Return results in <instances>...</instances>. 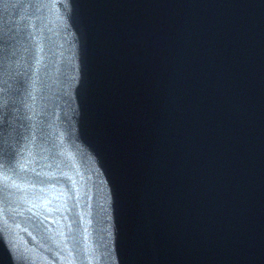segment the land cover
I'll list each match as a JSON object with an SVG mask.
<instances>
[{
    "label": "water",
    "instance_id": "obj_1",
    "mask_svg": "<svg viewBox=\"0 0 264 264\" xmlns=\"http://www.w3.org/2000/svg\"><path fill=\"white\" fill-rule=\"evenodd\" d=\"M0 264H264V0H0Z\"/></svg>",
    "mask_w": 264,
    "mask_h": 264
}]
</instances>
